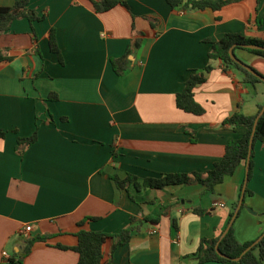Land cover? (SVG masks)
<instances>
[{"label":"crops","instance_id":"crops-1","mask_svg":"<svg viewBox=\"0 0 264 264\" xmlns=\"http://www.w3.org/2000/svg\"><path fill=\"white\" fill-rule=\"evenodd\" d=\"M16 1L0 0V6ZM123 1L127 8L96 12L90 0H27L42 18L14 19L0 34V49L12 57L0 62V264H76L75 251L55 245L76 244L78 221L92 217L84 228L115 234L131 216L155 215L162 206L167 208L160 220L142 222L127 244L116 247V237L107 239L104 260L198 264L200 239L220 237L228 223L246 162L213 191L197 182L117 188L111 175L141 181L204 172L221 159L229 140L243 135L244 127L222 120L235 112L255 115L264 105V83L245 85L235 69L209 59L207 40L225 33L264 40V0L232 2L216 11L171 8L164 0ZM51 29L59 53L50 49ZM135 40L140 44L128 55V67L116 74L110 59ZM234 54L264 76V57L244 48ZM199 72L204 81L194 97L205 112L196 115L176 107L175 95ZM52 93L56 97L48 98ZM36 127V141L18 153L17 137ZM246 188L251 193L244 194L233 222L240 243L264 229L260 140L253 144ZM195 207L206 212L196 214ZM45 233L50 237L23 257L26 240Z\"/></svg>","mask_w":264,"mask_h":264},{"label":"trees","instance_id":"trees-1","mask_svg":"<svg viewBox=\"0 0 264 264\" xmlns=\"http://www.w3.org/2000/svg\"><path fill=\"white\" fill-rule=\"evenodd\" d=\"M92 6L96 12H104L116 5H122L127 8V4L123 0H90ZM171 8H181L183 10H219L223 6L232 2H241L243 0H164ZM261 0H256L258 4ZM27 18L30 22L33 20H39L42 17H38L34 12L27 8V0H18L11 6H0V34L7 31L11 22L18 18ZM154 24V23H153ZM211 50L208 52L209 59H220L225 68L235 69L240 77L242 83L245 85L254 86L256 83H264L261 79L250 73L241 64L237 63L229 56V48L234 45L233 51L236 48H244L243 44H256L264 47V40L246 37L237 33H225L219 40L210 41ZM140 44L139 40H135L131 46L127 47L125 53L118 58H111L110 62L113 70L116 74L120 75L128 67V55L131 54L134 48H137ZM49 46L52 51L59 53L56 46L55 36L53 29L49 32ZM247 49L255 54L264 57V49ZM12 57L4 53L0 49V62L11 60ZM242 62V61H240ZM249 66V65H248ZM252 68L251 66H249ZM211 66L208 64L204 68V72H208ZM254 69V68H252ZM255 70V69H254ZM256 71V70H255ZM204 72L191 73L182 90L175 95V104L179 109L201 115L205 112L204 107L195 100L194 88L197 84L204 81ZM259 75L264 77L261 73L256 71ZM56 97L54 93L50 94L48 98L52 99ZM263 105L259 106L258 112L255 115H245L241 112H235L226 116L223 120V124H229L233 127H244L245 132L239 138L229 140L224 147V153L220 160L215 161L211 168L204 172H191V173H169L164 174L159 178H145L139 181L136 176L127 174L125 177L120 178L118 175H111L112 180L117 188H126L127 185L132 184L137 190L143 188H163L167 185H180L188 183H201L205 185L207 191H213L214 187L224 181V179L232 175L238 165L242 162H246V158L249 150V137L253 128L255 119L258 117L256 129L254 132L252 149L250 151V158L247 164V181L250 179L253 169V144L260 140L264 142V111L260 113ZM4 132L0 131V135ZM37 139V127L28 136H18L16 139V151L22 153L23 150L34 143ZM251 193L245 188V193ZM240 196V194H239ZM237 200L231 205V212L229 214L228 222L233 215ZM244 205L241 206V209ZM166 206H162L158 213L155 215H146L142 219H138L135 216H131L129 225L118 233L111 234L103 231H96L84 228V224L92 217H84L77 222L78 229L74 233L77 238V242L74 246H66L62 244H56L55 247L63 250H73L78 254L76 264H110L104 260L103 246L107 239L118 238L115 246H121L127 244L134 231H137L142 222L148 221L157 223L160 217L165 213ZM240 209V210H241ZM239 210V212H240ZM193 212L196 214H204L206 209L195 207ZM238 212V214H239ZM237 214V215H238ZM234 222V221H233ZM233 222L228 228L227 232L220 239L201 238L197 251L195 253L197 263L213 264H264V229L254 239L240 243L234 236ZM228 224V223H227ZM227 226V225H226ZM226 228V227H225ZM263 234V235H262ZM261 236V237H260ZM50 237V234H39L28 240H26L23 257L26 256L31 249V246L38 241H46ZM258 240L248 251L241 255L242 251ZM218 246L220 254L217 253L215 246ZM241 255V256H240ZM240 256L239 260L234 259ZM23 257L18 259L21 263Z\"/></svg>","mask_w":264,"mask_h":264},{"label":"water","instance_id":"water-1","mask_svg":"<svg viewBox=\"0 0 264 264\" xmlns=\"http://www.w3.org/2000/svg\"><path fill=\"white\" fill-rule=\"evenodd\" d=\"M233 46H231L229 48V56L231 59H233L234 61H236L237 63L241 64L244 68H246L250 73L254 74L256 77H258L259 79H261L262 81H264V77H262L261 75H259L254 69L250 68L247 64H245L244 62H240V60L235 56L234 54V51H233ZM242 47L244 48H248V49H264V47L262 46H259V45H256V44H243ZM264 111V105L262 106L261 110H260V113H263ZM257 120H258V117L255 119L254 121V124H253V128H252V131L250 133V137H249V150H248V155H247V158H246V173H245V178H244V182H243V185H242V188H241V191H240V196H239V199H238V202H237V205L235 207V210L233 212V215L231 216L226 228L224 229L223 233L221 234L220 236V239L224 236V234L227 232L228 228L230 227V225L232 224V222L234 221V219L236 218L242 204H243V199H244V194H245V188H246V183H247V164H248V160L250 158V151L252 149V143H253V137H254V132H255V129H256V124H257ZM246 209L249 211V212H253L252 209L250 207H246ZM254 213V212H253ZM264 234V233H263ZM262 234V235H263ZM261 237V236H260ZM116 240H118V238L116 237ZM258 240H256L253 244H251L250 246H248L247 248H245L241 255L244 254L246 251H248ZM215 249L217 251L218 254L222 255L220 253V251L218 250V246L216 245L215 246ZM240 255V256H241ZM240 256H238L237 258H235L234 260L237 261L239 260Z\"/></svg>","mask_w":264,"mask_h":264},{"label":"built area","instance_id":"built-area-1","mask_svg":"<svg viewBox=\"0 0 264 264\" xmlns=\"http://www.w3.org/2000/svg\"><path fill=\"white\" fill-rule=\"evenodd\" d=\"M221 206H223V204H220ZM29 230V227L28 226H25L24 227V232H27ZM3 254L6 256V253L5 252H3Z\"/></svg>","mask_w":264,"mask_h":264},{"label":"rangeland","instance_id":"rangeland-1","mask_svg":"<svg viewBox=\"0 0 264 264\" xmlns=\"http://www.w3.org/2000/svg\"><path fill=\"white\" fill-rule=\"evenodd\" d=\"M245 63V62H244ZM248 65V64H247ZM259 84H263V83H259Z\"/></svg>","mask_w":264,"mask_h":264}]
</instances>
